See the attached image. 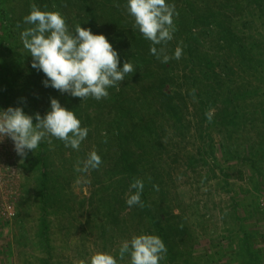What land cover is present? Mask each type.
<instances>
[{
  "label": "rangeland",
  "instance_id": "374dc122",
  "mask_svg": "<svg viewBox=\"0 0 264 264\" xmlns=\"http://www.w3.org/2000/svg\"><path fill=\"white\" fill-rule=\"evenodd\" d=\"M173 2L179 15L166 50L179 44L183 55L162 63L149 41L137 44L125 0H0V108L44 115L56 98L89 128L79 150L52 138L27 157L0 136V264H79L97 251L116 255L144 233L149 220H134L140 206L125 203L120 148L153 214L162 210L163 226L177 233L179 264H264V0ZM32 4L60 11L70 28L94 19L120 67L135 66L119 90L82 101L45 87L17 29ZM236 94L226 114L221 100ZM92 150L98 173H77ZM113 180L124 181L119 202L106 193Z\"/></svg>",
  "mask_w": 264,
  "mask_h": 264
},
{
  "label": "clouds",
  "instance_id": "9594fccd",
  "mask_svg": "<svg viewBox=\"0 0 264 264\" xmlns=\"http://www.w3.org/2000/svg\"><path fill=\"white\" fill-rule=\"evenodd\" d=\"M125 8L133 29L150 42L151 55L162 63L181 59L183 49L179 44L171 55L166 50L179 15L173 0H125ZM17 29L23 48L32 58L31 67L44 74L45 87L61 94L82 101L87 98L100 101L109 96V88L119 90L125 77L134 71L131 59L120 67L119 52L105 35L94 34L91 28L79 23L70 28L60 11L42 10L32 4L22 22L17 23ZM211 113L212 110L206 113L209 120ZM88 134L89 128L82 126L75 111L62 106L56 98H50V109L44 115L27 114L20 106L0 108V136L10 138L21 157H27L41 143L51 148L52 138L62 141L65 148L79 150ZM101 163V156L92 150L83 161L77 162L75 171L86 174L90 169H98ZM82 182L88 183L85 176H78L76 183ZM153 187L158 190V185ZM143 190L144 181L135 179L126 193L125 203L129 207H143ZM166 255L167 246L160 236L142 232L125 239L116 255L97 251L79 264H118L124 260L128 264H161Z\"/></svg>",
  "mask_w": 264,
  "mask_h": 264
},
{
  "label": "trees",
  "instance_id": "16d2710c",
  "mask_svg": "<svg viewBox=\"0 0 264 264\" xmlns=\"http://www.w3.org/2000/svg\"><path fill=\"white\" fill-rule=\"evenodd\" d=\"M202 22L207 23L209 21V19L202 17L200 19ZM96 24L94 19H92L90 21V25L89 28H91L93 30V33H95V28ZM226 33V32H224ZM136 42L138 44V42H143L144 38L138 34L136 37ZM236 95H228L223 97V99L221 100V105L223 106V108L226 111V114H229L230 111L233 112V114L235 113V109L237 106V103L240 102L241 98L240 96ZM120 150V157L118 159V162L120 164H122L123 168L125 169V174H126V181H128V185L131 184L135 179H137L136 175H134L135 172V163L130 162V160L128 159L127 154L122 153L121 152V148ZM93 173L96 174L98 173L97 170L93 169ZM46 176V175H45ZM97 178H101L99 175H97ZM123 180V179H121ZM121 180H113L112 183L110 184V186L106 189V193L108 192V190H112L111 193L108 194V198H110L112 201L114 202H119V197L121 196V194H124V192H118L117 190V184L119 182H124ZM46 182H48V179L46 178V180L43 182V186L44 189L46 190ZM101 184V181H100ZM114 191V192H113ZM116 191V192H115ZM135 191V190H133ZM105 193V191H103ZM141 200L143 201L144 206L143 207H139L137 208L138 213L136 215L135 219H142L144 220L145 218L149 220V225L147 226V228L145 229L144 233H150V234H156L158 236H160L164 243L167 246V255L165 257V259L163 260L164 262H166L167 264H179L178 261L180 260L178 257V252H177V247H178V236L177 233L175 232L174 229H169L167 231V228H165L163 226V222L164 219L162 217V210L161 211H156L155 214H153L154 210H151V204L150 201L148 200V197H146V195L144 194V190L141 196ZM139 206V205H138ZM139 214V215H138ZM144 218V219H143ZM141 222V220H140ZM139 225H142L141 223H138Z\"/></svg>",
  "mask_w": 264,
  "mask_h": 264
}]
</instances>
